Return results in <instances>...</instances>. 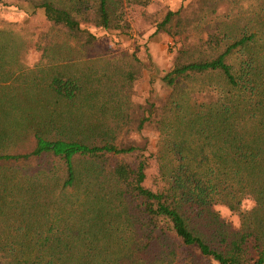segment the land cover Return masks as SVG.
<instances>
[{
  "label": "trees",
  "instance_id": "1",
  "mask_svg": "<svg viewBox=\"0 0 264 264\" xmlns=\"http://www.w3.org/2000/svg\"><path fill=\"white\" fill-rule=\"evenodd\" d=\"M152 1L0 0V6L40 11L90 48L97 37L89 27L126 36L128 11ZM156 33L178 46L160 79L169 94L129 120L135 134L146 128L157 134L154 147L119 128L94 141L84 131L80 140L18 132L24 145H12L17 151L7 150L11 139L0 140V203L25 211L52 194L50 206L57 205L41 225H1L0 264H264V0H190L166 12ZM136 78L126 73L124 93ZM48 88L65 102L82 92L79 80L58 75ZM218 206L238 217L237 228ZM0 217L9 218L1 211Z\"/></svg>",
  "mask_w": 264,
  "mask_h": 264
},
{
  "label": "rangeland",
  "instance_id": "2",
  "mask_svg": "<svg viewBox=\"0 0 264 264\" xmlns=\"http://www.w3.org/2000/svg\"><path fill=\"white\" fill-rule=\"evenodd\" d=\"M189 1L153 0L144 10H129L131 29L126 36L89 27L97 37L90 48L82 47L64 31L46 22L40 11L29 14L0 6V46L6 43L8 46L0 49V140L3 136L11 139L7 150L17 151L12 145L18 148L24 145L19 143L18 132H21L19 137L28 135L29 138L32 133L42 132L47 138L80 140L84 138V131L88 140L94 141L97 135L118 128L130 132L136 141L148 138L149 147H154L157 134L148 128L135 134V123L129 120L140 117L146 106H159L167 99L169 89L160 79L172 67L178 46L166 34H154L155 25L166 12L177 11ZM41 35L47 47L43 56L37 49ZM9 46L14 48L15 56ZM132 70L137 78L124 93L123 78ZM55 75L79 80L82 92L75 101L60 100L49 90V80ZM184 88L180 93L186 92ZM154 169L152 162L148 184L153 180ZM51 196L38 206L26 205L25 211H10L0 203V211L9 216L8 219L0 217V228L3 224H43L46 216L49 218L52 214L47 210L53 203V199L49 201ZM250 207L249 201L243 205V209ZM216 209L238 227L237 216L223 206Z\"/></svg>",
  "mask_w": 264,
  "mask_h": 264
}]
</instances>
